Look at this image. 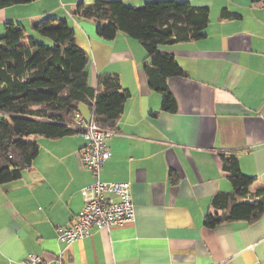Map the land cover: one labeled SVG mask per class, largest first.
Returning a JSON list of instances; mask_svg holds the SVG:
<instances>
[{"label": "crops", "instance_id": "crops-1", "mask_svg": "<svg viewBox=\"0 0 264 264\" xmlns=\"http://www.w3.org/2000/svg\"><path fill=\"white\" fill-rule=\"evenodd\" d=\"M94 1L37 0L0 10V37L6 24L33 35L48 19L68 21L89 60L90 87L98 75L115 74L128 94L96 176L80 162V135L30 138L39 148L30 169L0 186V264H24L30 255L44 264H264V209L253 221L204 225L207 213L222 214L213 198L232 192L228 159L252 179L239 203L264 202V4L174 0L208 8L209 23L203 39L160 48L182 71L167 80L175 101L167 112L148 85L138 42L125 35L102 41L90 21L72 14ZM106 1L135 7L162 0ZM96 179L129 185L134 219L59 241L57 230L82 209L80 191Z\"/></svg>", "mask_w": 264, "mask_h": 264}, {"label": "trees", "instance_id": "trees-1", "mask_svg": "<svg viewBox=\"0 0 264 264\" xmlns=\"http://www.w3.org/2000/svg\"><path fill=\"white\" fill-rule=\"evenodd\" d=\"M34 1L0 0V10ZM74 16L90 21L102 41L125 35L138 42L146 55L144 71L149 87L160 94L162 111H175L166 84L168 79L181 77L182 71L160 48L203 39L208 8L174 0L154 1L142 8L95 0L90 5L79 4ZM32 32L29 35L19 26L6 24L0 37V186L19 180L37 157L38 145L27 138L56 140L79 135L67 125L84 110L87 116L93 114L100 128L114 132L128 98L115 74L98 75L96 88L90 87L88 57L75 44L68 21L48 19L34 25ZM223 168L233 189L213 198V208L222 214L207 213V228L222 222L253 221L264 209L262 200L239 203L246 199L252 179L241 174L236 161L226 160Z\"/></svg>", "mask_w": 264, "mask_h": 264}, {"label": "built area", "instance_id": "built-area-1", "mask_svg": "<svg viewBox=\"0 0 264 264\" xmlns=\"http://www.w3.org/2000/svg\"><path fill=\"white\" fill-rule=\"evenodd\" d=\"M69 129L77 132L85 145L80 150V161L86 170L98 174L109 157L108 142L112 131L100 128L94 121L93 114L84 117L76 114ZM83 206L74 217L73 224L68 228L57 230V239L66 244L86 238L93 228L111 230L121 227L134 219V208L129 185L126 183L103 184L96 181L80 191ZM24 264H44L37 255H30ZM54 264H63L57 259Z\"/></svg>", "mask_w": 264, "mask_h": 264}, {"label": "rangeland", "instance_id": "rangeland-1", "mask_svg": "<svg viewBox=\"0 0 264 264\" xmlns=\"http://www.w3.org/2000/svg\"><path fill=\"white\" fill-rule=\"evenodd\" d=\"M156 2V1H155ZM135 5H138V4H135ZM143 5L144 4H140V5H138V6H135L136 8H142L143 7ZM36 39H38V37H36ZM40 39V38H39ZM38 41V40H37ZM39 43H41L43 46H48V43L47 42H45V41H38ZM84 113H87L85 110H84ZM28 142H30L31 141V139L30 138H27L26 139Z\"/></svg>", "mask_w": 264, "mask_h": 264}, {"label": "water", "instance_id": "water-1", "mask_svg": "<svg viewBox=\"0 0 264 264\" xmlns=\"http://www.w3.org/2000/svg\"><path fill=\"white\" fill-rule=\"evenodd\" d=\"M262 3L264 4V0L262 1ZM74 15V13H72Z\"/></svg>", "mask_w": 264, "mask_h": 264}]
</instances>
